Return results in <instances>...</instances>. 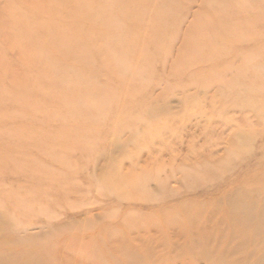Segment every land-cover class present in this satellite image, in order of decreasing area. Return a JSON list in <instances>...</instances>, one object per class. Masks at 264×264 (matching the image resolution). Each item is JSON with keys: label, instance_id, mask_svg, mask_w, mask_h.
<instances>
[{"label": "rangeland", "instance_id": "obj_1", "mask_svg": "<svg viewBox=\"0 0 264 264\" xmlns=\"http://www.w3.org/2000/svg\"><path fill=\"white\" fill-rule=\"evenodd\" d=\"M249 197L264 0H0V264H263L207 247Z\"/></svg>", "mask_w": 264, "mask_h": 264}, {"label": "bare ground", "instance_id": "obj_2", "mask_svg": "<svg viewBox=\"0 0 264 264\" xmlns=\"http://www.w3.org/2000/svg\"><path fill=\"white\" fill-rule=\"evenodd\" d=\"M243 195H245V194H243ZM224 197H226V196H224ZM228 197H230V196H228ZM244 198H239V199L233 198L234 200H231V199L227 200L226 199V200H222V202H220V203H217V205L220 206V211L222 212L221 214H223L225 216L224 225H220V226H218V228L224 229V227H227V228L231 229V228H234V226H235V228L233 230L232 229L231 230L235 231L237 233V236H236V238L235 237L234 238L228 237L225 240H223V239L222 240H216L219 238L215 237V239H214L215 241L213 240L210 243L208 242L207 247H208V249H211V250L215 251L216 253L224 252V250L227 252V251H229L230 247H233L235 251H231V252H233L232 255H235L236 253H238V255H235L234 257H241V258H243L245 260H249V261L253 260V258L256 257L257 258L256 263H262L264 260V257H263L264 254L263 255L262 254L257 255V253H256L257 250H254V248H255L254 244L258 243V241H259V240L257 241V235H258L257 233H259L262 230V228L264 229V215H259L257 213V212H259V211H257V208L260 211H263L262 207H261L263 202L261 201V198L260 199L259 198L254 199V197H249L247 200H245ZM217 205H216V207H217ZM217 208H219V207H217ZM213 211H215V210H213ZM214 215H215V213H214ZM219 216H220V214H219ZM205 235H206V233H205ZM205 235H203L204 239H205ZM261 235H263V234H261ZM239 247H243V248H240L241 249L240 250V249H238ZM205 251H206V249H205ZM259 256H260V258H259ZM252 264H255V263H252Z\"/></svg>", "mask_w": 264, "mask_h": 264}]
</instances>
